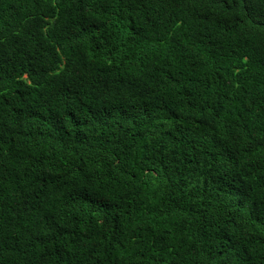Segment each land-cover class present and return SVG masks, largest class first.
<instances>
[{"label":"trees","instance_id":"16d2710c","mask_svg":"<svg viewBox=\"0 0 264 264\" xmlns=\"http://www.w3.org/2000/svg\"><path fill=\"white\" fill-rule=\"evenodd\" d=\"M0 264H264V0H0Z\"/></svg>","mask_w":264,"mask_h":264}]
</instances>
